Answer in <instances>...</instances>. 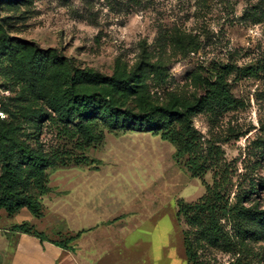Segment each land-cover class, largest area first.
<instances>
[{"label": "rangeland", "instance_id": "obj_1", "mask_svg": "<svg viewBox=\"0 0 264 264\" xmlns=\"http://www.w3.org/2000/svg\"><path fill=\"white\" fill-rule=\"evenodd\" d=\"M27 1L14 11L0 7L12 38L57 52L67 66L106 76L141 66L155 102L193 101L204 94L207 80L225 72L235 108L197 114L194 125L221 148L232 201L247 192L246 205L264 207L263 0ZM2 61L0 56V101L14 107L20 96L29 111L33 101L5 77L10 64ZM53 118L37 123L26 112L10 118L17 139L31 148L39 142L48 155L60 152L70 160L47 170V194L31 187L44 217L27 209L9 217L0 210V264L13 263V228L24 223L48 241L67 245L69 264L89 255L95 264H188L178 201L197 202L206 193L204 183H214V173L192 178L175 159V147L149 132L103 130L101 143L81 149V134L71 138ZM83 157V163L75 160ZM248 246L256 264H264L263 236ZM42 247L30 237L16 264H51ZM202 260L234 261L221 251L203 253Z\"/></svg>", "mask_w": 264, "mask_h": 264}, {"label": "trees", "instance_id": "obj_2", "mask_svg": "<svg viewBox=\"0 0 264 264\" xmlns=\"http://www.w3.org/2000/svg\"><path fill=\"white\" fill-rule=\"evenodd\" d=\"M28 2L0 0V7L14 11ZM259 10L264 15V0ZM0 56L2 62L10 64L5 68V77L18 82L33 101L29 111L20 103V96L14 107L0 101L7 114L5 120H0V210L9 217L23 209L38 219L44 217L43 205L31 187L41 195L47 194V170L66 165L70 160L60 152L48 155L39 142L37 148H31L17 139L9 121L18 112L32 115L37 123L53 115L68 136L81 134V149L101 143L103 130L149 132L175 147V159L184 162L192 178L204 180L208 173H214V183H204L206 193L197 202L178 201V218L184 219L187 226L184 246L188 264H206L202 254L210 251L231 254L234 261L230 264H256L248 241L264 238V207L259 203L246 205L247 192L232 201L229 178L222 170V150L205 139L193 121L200 113L235 108L225 72L215 74V81L207 80L204 94L193 101L159 103L153 101L143 81L141 66L112 76L67 66L57 52L12 38L3 19H0ZM20 116L25 118L22 113ZM85 158L75 160L83 163ZM13 231L48 241L26 223L15 226ZM80 237L81 233L69 241ZM53 243L69 250L67 245Z\"/></svg>", "mask_w": 264, "mask_h": 264}, {"label": "crops", "instance_id": "obj_3", "mask_svg": "<svg viewBox=\"0 0 264 264\" xmlns=\"http://www.w3.org/2000/svg\"><path fill=\"white\" fill-rule=\"evenodd\" d=\"M16 236L18 238L17 239L18 242H17V247L12 256V262H13L12 264H16V259L19 257L21 251L23 250L24 242H26V240L29 239L30 237H33V236L23 234V233H17ZM40 242L43 244L42 254L44 255V257L47 258L48 261L51 262V264H69L70 259H71L70 258L71 250H66L50 241L42 242L40 240ZM95 243L94 241L91 242V244H95ZM91 257L93 256L89 255L88 257L83 258V260L80 263L81 264H95V259L92 260Z\"/></svg>", "mask_w": 264, "mask_h": 264}, {"label": "built area", "instance_id": "obj_4", "mask_svg": "<svg viewBox=\"0 0 264 264\" xmlns=\"http://www.w3.org/2000/svg\"><path fill=\"white\" fill-rule=\"evenodd\" d=\"M7 118V114L3 111L2 106L0 104V120H5Z\"/></svg>", "mask_w": 264, "mask_h": 264}]
</instances>
